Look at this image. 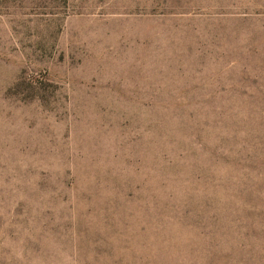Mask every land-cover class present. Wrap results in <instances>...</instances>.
<instances>
[{
    "label": "rangeland",
    "instance_id": "obj_1",
    "mask_svg": "<svg viewBox=\"0 0 264 264\" xmlns=\"http://www.w3.org/2000/svg\"><path fill=\"white\" fill-rule=\"evenodd\" d=\"M0 264H264V0H0Z\"/></svg>",
    "mask_w": 264,
    "mask_h": 264
}]
</instances>
